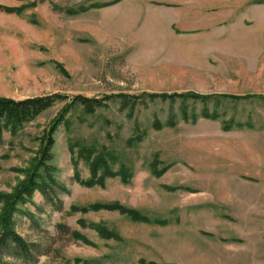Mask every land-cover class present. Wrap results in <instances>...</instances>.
I'll return each mask as SVG.
<instances>
[{
    "label": "rangeland",
    "instance_id": "obj_1",
    "mask_svg": "<svg viewBox=\"0 0 264 264\" xmlns=\"http://www.w3.org/2000/svg\"><path fill=\"white\" fill-rule=\"evenodd\" d=\"M110 1L0 0L21 8L0 9V96H67L0 135V195L14 199L69 99L115 96L57 128L39 180L68 188L62 207L39 190L0 199V228L5 213L35 264H264V0ZM83 144L123 178L84 185Z\"/></svg>",
    "mask_w": 264,
    "mask_h": 264
},
{
    "label": "trees",
    "instance_id": "obj_2",
    "mask_svg": "<svg viewBox=\"0 0 264 264\" xmlns=\"http://www.w3.org/2000/svg\"><path fill=\"white\" fill-rule=\"evenodd\" d=\"M120 0H112L110 2L101 4V5H111ZM89 7H94V4ZM0 9L7 12L20 11L21 8H11L9 6L0 5ZM81 9H88V6H83ZM151 96H156L155 94H150ZM117 96L123 97V104L126 106L128 104V99L131 98L129 94H118ZM162 97L173 98L175 96L197 98L199 95L195 94L192 91L186 93H174L169 95H161ZM221 97H230L228 94H221ZM238 96V97H237ZM251 96V95H250ZM244 95L243 98L250 97ZM66 95L60 93L39 95L33 97H26L22 99H15L11 97H2L0 96V135L9 131L12 134H15L21 127L26 123L34 120L41 113L47 109L53 107L59 101L66 99ZM115 97L114 95L105 97L104 99L98 97H90L86 95H76L71 100L62 107L58 114L51 121L50 127L45 134L43 148L41 150L40 156L36 164L34 165L31 174L28 178L19 186L15 192L14 199L8 195H0V199H4L7 204H15L16 200L25 202L27 199L33 196L36 190H39L46 200L51 203L56 208L62 207V201L58 198L59 192H66V188L63 184L59 183L52 175V171L49 172L47 181L39 180V170L44 168H49V163L53 159V148L56 143L55 133L57 128L62 124H68L67 114L75 109L78 105L81 107L85 113L93 114L98 107L105 106L107 100ZM134 97V96H133ZM203 100H207L210 96H201ZM239 98V95L233 96ZM232 97V98H233ZM256 97V96H253ZM258 97H264L258 95ZM183 118L187 119L190 116L186 111L183 112ZM201 115L204 117H210L215 115L210 111V108L205 106ZM168 125L175 126V122H169ZM158 127H162V124L156 123ZM96 153V149L89 147V144H83L79 151L76 153L74 148V154L77 159H84L89 166L91 172V178H89L83 184L86 186L94 185H104L106 179L109 177H117L121 172L113 171L109 166V153L108 150L104 152ZM114 159L115 156L113 155ZM100 173V174H98ZM76 177V174H75ZM128 177H126L127 179ZM3 201V200H2ZM6 204V203H5ZM117 206L111 204H98L96 210L99 209H109L115 208ZM112 210V209H110ZM38 260L36 244L30 243L27 241L13 226V222L8 220L6 214L3 213L1 217V228H0V264H16L18 261L23 262L24 264H35Z\"/></svg>",
    "mask_w": 264,
    "mask_h": 264
}]
</instances>
